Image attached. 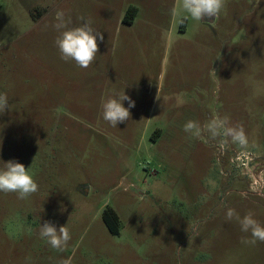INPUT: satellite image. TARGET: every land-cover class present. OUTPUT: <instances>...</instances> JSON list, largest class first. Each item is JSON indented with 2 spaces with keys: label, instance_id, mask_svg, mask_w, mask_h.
<instances>
[{
  "label": "rangeland",
  "instance_id": "1",
  "mask_svg": "<svg viewBox=\"0 0 264 264\" xmlns=\"http://www.w3.org/2000/svg\"><path fill=\"white\" fill-rule=\"evenodd\" d=\"M181 5L0 0V167L16 160L39 185L0 192V264H264L237 219L264 226V0H225L202 21ZM57 11L103 34L88 68L61 59ZM123 91L135 107L112 127L101 103ZM215 118L247 147L213 136ZM45 221L68 229L61 249L40 237Z\"/></svg>",
  "mask_w": 264,
  "mask_h": 264
},
{
  "label": "clouds",
  "instance_id": "2",
  "mask_svg": "<svg viewBox=\"0 0 264 264\" xmlns=\"http://www.w3.org/2000/svg\"><path fill=\"white\" fill-rule=\"evenodd\" d=\"M183 11L191 19L202 21L204 18L217 17L225 7V0H182ZM57 23L54 27L58 30L59 35L55 40L56 47L59 50L60 57L65 62L74 61L81 68H88L96 59L99 51L98 39L103 41L104 36L101 32L93 29L90 21H84L80 26L69 27L70 20L65 19L62 11L56 12ZM124 101L128 102V107L124 106ZM8 98L6 93H0V114H3L8 108ZM135 107V101L128 96L125 91L115 96L103 100L101 103L102 117L112 127H117L119 123L128 121L131 113L130 109ZM196 129L198 134V125L194 121H189L184 130L190 132ZM208 129L213 136L229 137L231 141L241 148L248 145V140L242 127H229L227 118H215L211 120ZM39 190L38 183L28 171L24 164L16 160L3 162L0 167V192L16 193L18 199H26ZM234 210H228V218L234 215ZM239 220L241 230L251 232L256 240L264 241V226H261L251 214L244 216ZM39 235L46 239L49 245L54 249H61L70 240V233L66 226L56 225L50 221H45L40 225Z\"/></svg>",
  "mask_w": 264,
  "mask_h": 264
},
{
  "label": "trees",
  "instance_id": "3",
  "mask_svg": "<svg viewBox=\"0 0 264 264\" xmlns=\"http://www.w3.org/2000/svg\"><path fill=\"white\" fill-rule=\"evenodd\" d=\"M137 13V9L135 7L130 6L127 9L126 15L123 19L124 22L130 23L133 20L134 15ZM102 220L107 228V230L112 234V235H117L118 230L116 227V221L117 217L114 214H111L108 211H105L102 214Z\"/></svg>",
  "mask_w": 264,
  "mask_h": 264
},
{
  "label": "built area",
  "instance_id": "4",
  "mask_svg": "<svg viewBox=\"0 0 264 264\" xmlns=\"http://www.w3.org/2000/svg\"><path fill=\"white\" fill-rule=\"evenodd\" d=\"M256 184H257V182L254 180V181H253V183H252V185L250 186V187H251V189L253 188V185H255V186H256ZM255 194H256V191H255Z\"/></svg>",
  "mask_w": 264,
  "mask_h": 264
},
{
  "label": "water",
  "instance_id": "5",
  "mask_svg": "<svg viewBox=\"0 0 264 264\" xmlns=\"http://www.w3.org/2000/svg\"><path fill=\"white\" fill-rule=\"evenodd\" d=\"M205 19V18H204Z\"/></svg>",
  "mask_w": 264,
  "mask_h": 264
}]
</instances>
